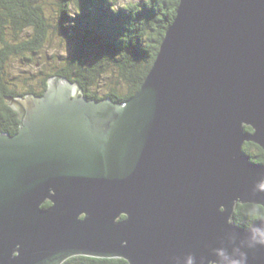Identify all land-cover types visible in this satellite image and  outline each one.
Here are the masks:
<instances>
[{"label": "water", "instance_id": "1", "mask_svg": "<svg viewBox=\"0 0 264 264\" xmlns=\"http://www.w3.org/2000/svg\"><path fill=\"white\" fill-rule=\"evenodd\" d=\"M8 99L20 127L0 133V264H264V217H233L264 207V162L243 148L264 150V0H180L126 101L57 76Z\"/></svg>", "mask_w": 264, "mask_h": 264}, {"label": "trees", "instance_id": "2", "mask_svg": "<svg viewBox=\"0 0 264 264\" xmlns=\"http://www.w3.org/2000/svg\"><path fill=\"white\" fill-rule=\"evenodd\" d=\"M53 1L58 6L54 12L49 10L52 0H0V133L15 134L20 127L8 97L41 95L52 76L77 82L88 98L126 101L145 80L180 3ZM56 40L61 49L52 46ZM243 148L251 160L264 162L262 148L255 152L248 143ZM245 207L252 210L251 220L264 217L261 206L239 204L235 210L238 225L246 226L248 221L241 214ZM63 264L128 262L78 255Z\"/></svg>", "mask_w": 264, "mask_h": 264}, {"label": "flooded vegetation", "instance_id": "3", "mask_svg": "<svg viewBox=\"0 0 264 264\" xmlns=\"http://www.w3.org/2000/svg\"><path fill=\"white\" fill-rule=\"evenodd\" d=\"M249 144V145H251V146H254L255 148H256V150L257 149H260V148H262V147H260L258 144H256V143H254V142H252V141H248V142H246V144ZM239 204H241V205H246V204H250L252 207H253V205H258V206H261L262 207V210L264 211V207L262 206V205H260V204H254V203H237V205H236V207L239 205ZM50 205H52V202L51 201H46L45 203H44V206H50ZM236 210V209H235ZM251 209L249 208V207H245V208H243L242 209V212H241V214L244 216V219L245 220H248L247 222H246V226H241V227H248V226H250L251 225V223L252 222H254L255 220H251L250 219V214H251ZM234 220H235V222L237 223V216H236V213L234 212ZM259 219V218H258ZM251 220V221H250ZM238 224V223H237Z\"/></svg>", "mask_w": 264, "mask_h": 264}, {"label": "rangeland", "instance_id": "4", "mask_svg": "<svg viewBox=\"0 0 264 264\" xmlns=\"http://www.w3.org/2000/svg\"><path fill=\"white\" fill-rule=\"evenodd\" d=\"M137 1H141V0H119V5H122V4H128L129 2H137ZM52 3H54V1L52 0ZM57 8H58V6L57 5H55V3L54 4H52L51 6H50V8H49V10L50 11H56L57 10ZM53 47H57V48H59V49H61V45L58 43V41L56 40V42L52 45ZM62 48H63V45H62ZM18 60H15V61H13L12 63H14V62H17ZM11 63V64H12ZM19 63V62H18ZM23 64H21L20 66H22ZM24 66V65H23ZM20 68H22V67H20Z\"/></svg>", "mask_w": 264, "mask_h": 264}]
</instances>
